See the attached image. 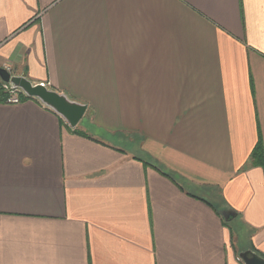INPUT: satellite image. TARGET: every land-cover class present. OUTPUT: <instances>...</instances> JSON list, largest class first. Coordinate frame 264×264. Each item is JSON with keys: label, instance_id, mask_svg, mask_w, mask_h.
<instances>
[{"label": "crops", "instance_id": "obj_1", "mask_svg": "<svg viewBox=\"0 0 264 264\" xmlns=\"http://www.w3.org/2000/svg\"><path fill=\"white\" fill-rule=\"evenodd\" d=\"M4 67L87 111L0 102V264L264 258V0H0Z\"/></svg>", "mask_w": 264, "mask_h": 264}, {"label": "water", "instance_id": "obj_2", "mask_svg": "<svg viewBox=\"0 0 264 264\" xmlns=\"http://www.w3.org/2000/svg\"><path fill=\"white\" fill-rule=\"evenodd\" d=\"M0 81L11 88L19 89L24 96L38 100L43 106L56 113L66 125L74 129L84 117L87 106L69 99L65 94L48 89L42 84H32L25 75L11 76L5 69L0 68ZM224 220L229 221L231 216L222 213ZM243 264H264V258L255 252L246 251L239 254Z\"/></svg>", "mask_w": 264, "mask_h": 264}, {"label": "built area", "instance_id": "obj_3", "mask_svg": "<svg viewBox=\"0 0 264 264\" xmlns=\"http://www.w3.org/2000/svg\"><path fill=\"white\" fill-rule=\"evenodd\" d=\"M3 69H5L8 73L10 71L7 67H4ZM42 85L46 86L45 84ZM1 88L7 95L6 99L4 100V104L17 105L23 102L22 97L24 96V94L19 89L11 88L6 83H1Z\"/></svg>", "mask_w": 264, "mask_h": 264}, {"label": "trees", "instance_id": "obj_4", "mask_svg": "<svg viewBox=\"0 0 264 264\" xmlns=\"http://www.w3.org/2000/svg\"><path fill=\"white\" fill-rule=\"evenodd\" d=\"M6 93L2 90L1 88V83H0V102L1 103H4V100L6 99ZM22 99H32V98H28L26 96H23ZM254 158H259L261 160V165L263 164L262 163V159H263V152H262V147H261V144L260 142L258 141L256 147L254 148V151H253V155Z\"/></svg>", "mask_w": 264, "mask_h": 264}, {"label": "rangeland", "instance_id": "obj_5", "mask_svg": "<svg viewBox=\"0 0 264 264\" xmlns=\"http://www.w3.org/2000/svg\"><path fill=\"white\" fill-rule=\"evenodd\" d=\"M233 224V223H232ZM243 242H239L238 246H242Z\"/></svg>", "mask_w": 264, "mask_h": 264}]
</instances>
